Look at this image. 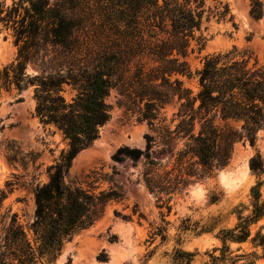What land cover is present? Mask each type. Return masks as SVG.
I'll list each match as a JSON object with an SVG mask.
<instances>
[{"label":"trees","instance_id":"1","mask_svg":"<svg viewBox=\"0 0 264 264\" xmlns=\"http://www.w3.org/2000/svg\"><path fill=\"white\" fill-rule=\"evenodd\" d=\"M250 16L264 17L263 0H250ZM233 18L224 0L0 2V24L12 31L17 47L15 60L0 67V92L21 94L32 88L39 122L55 127L67 143L48 167V181L34 191L33 220L23 224L11 211L4 216L9 222L0 235V264L53 263L67 242L104 216L111 202L125 199L115 187L96 185L108 177L101 171L88 174L86 186L68 180L74 160L100 139L111 121L113 93L120 108L149 128L144 150L123 146L113 159L142 161L143 182L168 213L175 196L226 168L237 144L255 145L264 131V65H251L249 51L237 47L205 56L196 72L189 62L206 46L204 22ZM181 77H196L198 91L186 87ZM174 103L177 111L167 123L163 110ZM15 144H7V158L23 162ZM156 146L160 150L155 153ZM250 169L258 181L249 204L236 208L233 227L217 233L220 245L207 252L204 264L264 260V232L252 230L264 218L261 154L251 158ZM6 186L8 191L0 190V204L13 191L12 183ZM213 231L206 227L202 233ZM166 232L160 226L152 239L165 241ZM194 256L176 249L172 259L191 264Z\"/></svg>","mask_w":264,"mask_h":264},{"label":"rangeland","instance_id":"2","mask_svg":"<svg viewBox=\"0 0 264 264\" xmlns=\"http://www.w3.org/2000/svg\"><path fill=\"white\" fill-rule=\"evenodd\" d=\"M2 1L8 5L13 2ZM224 1L230 6L233 21L219 23L212 19L204 22L207 43L202 51L197 49L189 57L193 72L203 66L205 56L228 52L234 47L240 52L249 51L251 65L256 62L264 65V17L255 20L250 16V0ZM16 56L12 31L0 24V67L14 61ZM30 71L34 72L32 68ZM181 79L186 87L198 91L196 77ZM111 101L115 106L111 121L103 128L100 139L74 160L68 180L84 182L91 172L101 171L108 177L96 185L101 189L115 187L125 199L111 202L104 216L67 242L59 258L51 264H175L172 257L176 249L194 253L191 264H204L208 259L207 252L220 245L217 233L223 227H233L237 222L236 208L249 204L251 188L258 181L250 169V160L257 154L264 159V131L259 133L255 145L249 142L237 144L226 168L208 179L194 182L184 193L175 196L168 213V209L160 208L147 190L142 179V161L119 163L113 159L123 146L144 150L149 128L116 104V93ZM177 107L174 103L163 110L167 123ZM9 142H15L21 149L25 157L23 162H9L6 150ZM66 148L67 143L60 132L53 126H43L36 117L32 88L21 94L0 92V190L8 191L7 183L13 184V191L0 204V235L9 222L4 218L9 211L17 213L23 224L33 220L36 211L34 191L48 181V167ZM152 150L156 153L160 147ZM222 184L229 190L225 191ZM262 194L264 199V188ZM116 211L130 218L123 219ZM164 219L168 224H164ZM160 226L167 228L165 241L161 236L152 239ZM206 227L214 228V231L202 233ZM259 229L264 232V218L252 227L253 232ZM244 247L248 249L249 245ZM257 264H264V260Z\"/></svg>","mask_w":264,"mask_h":264},{"label":"clouds","instance_id":"3","mask_svg":"<svg viewBox=\"0 0 264 264\" xmlns=\"http://www.w3.org/2000/svg\"><path fill=\"white\" fill-rule=\"evenodd\" d=\"M222 187H224V190L225 191H228L229 189L226 187V186H224L223 184L221 185ZM206 194V193H205Z\"/></svg>","mask_w":264,"mask_h":264}]
</instances>
